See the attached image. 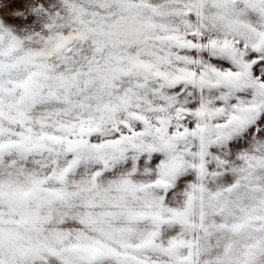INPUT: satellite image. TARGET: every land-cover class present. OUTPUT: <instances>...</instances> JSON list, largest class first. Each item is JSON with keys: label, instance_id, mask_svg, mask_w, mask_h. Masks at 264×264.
Segmentation results:
<instances>
[{"label": "snow or ice", "instance_id": "snow-or-ice-1", "mask_svg": "<svg viewBox=\"0 0 264 264\" xmlns=\"http://www.w3.org/2000/svg\"><path fill=\"white\" fill-rule=\"evenodd\" d=\"M0 264H264V0H0Z\"/></svg>", "mask_w": 264, "mask_h": 264}]
</instances>
